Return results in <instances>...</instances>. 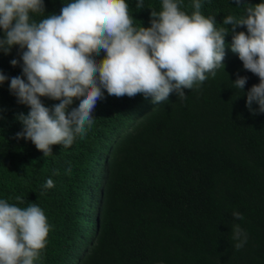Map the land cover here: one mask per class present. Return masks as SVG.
<instances>
[{
    "label": "trees",
    "instance_id": "obj_1",
    "mask_svg": "<svg viewBox=\"0 0 264 264\" xmlns=\"http://www.w3.org/2000/svg\"><path fill=\"white\" fill-rule=\"evenodd\" d=\"M68 2L44 0L45 11L33 19L59 14ZM126 2L136 27H150L151 11L162 10V0H143L140 9L137 0ZM200 2L217 29H230L226 16H246L264 0ZM192 3L181 0L182 10L191 14ZM232 36L225 38L224 66L184 89L183 99L173 91L153 103L151 96L103 90L87 135L67 148L53 145L50 156L16 138L23 130L19 114L30 111L10 90L11 78L23 76V61L19 46L0 51V71L8 77L0 85V199L44 211L50 232L35 264H264V113L246 106L259 77L231 51ZM12 59L20 64L13 67ZM237 74L248 78L243 91L234 87ZM41 100L47 107L59 103ZM78 104L74 99L70 109ZM49 178L54 187L44 188ZM234 211L244 219H234ZM235 224L247 234L240 250Z\"/></svg>",
    "mask_w": 264,
    "mask_h": 264
},
{
    "label": "clouds",
    "instance_id": "obj_2",
    "mask_svg": "<svg viewBox=\"0 0 264 264\" xmlns=\"http://www.w3.org/2000/svg\"><path fill=\"white\" fill-rule=\"evenodd\" d=\"M136 7L143 8V0ZM191 7L194 11L188 14L181 0H162V10L151 11V26L136 27L126 0H70L59 14L39 21L33 14L45 11L44 0H0V51L10 54L19 46L23 61V76L11 78L10 90L30 108L18 116L23 130L16 138L30 140L44 156L53 153V145L70 147L92 127V112L103 90L115 97L151 96L153 103L166 101L173 91L183 99L184 89L199 87L206 73L215 77L216 69L224 66L229 32L231 51L245 70L259 77L246 94V106L253 115L264 113V2L248 7L246 16H226L223 24L230 29H217L214 17L202 14L200 0H193ZM244 26L247 32L236 31ZM102 52L103 59L97 61ZM10 63L15 67L20 60ZM6 80L0 71V85ZM247 80L237 74L235 89L243 91ZM41 97L59 103L47 107ZM74 99L79 104L70 109ZM43 187H54L53 180ZM15 199L23 203L21 197ZM232 215L244 219L238 211ZM49 232L48 219L36 203L20 207L0 199V264H35ZM232 239L236 250L247 242L239 224L233 225Z\"/></svg>",
    "mask_w": 264,
    "mask_h": 264
}]
</instances>
